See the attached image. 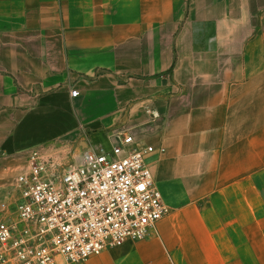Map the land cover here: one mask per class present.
<instances>
[{
    "label": "crops",
    "instance_id": "1",
    "mask_svg": "<svg viewBox=\"0 0 264 264\" xmlns=\"http://www.w3.org/2000/svg\"><path fill=\"white\" fill-rule=\"evenodd\" d=\"M125 135L169 213L79 264H264V0H0V205L30 149Z\"/></svg>",
    "mask_w": 264,
    "mask_h": 264
},
{
    "label": "built area",
    "instance_id": "2",
    "mask_svg": "<svg viewBox=\"0 0 264 264\" xmlns=\"http://www.w3.org/2000/svg\"><path fill=\"white\" fill-rule=\"evenodd\" d=\"M70 148L60 139L28 151L0 205V264L83 263L156 233L169 213L145 162L149 150L131 135L67 165Z\"/></svg>",
    "mask_w": 264,
    "mask_h": 264
},
{
    "label": "rangeland",
    "instance_id": "3",
    "mask_svg": "<svg viewBox=\"0 0 264 264\" xmlns=\"http://www.w3.org/2000/svg\"><path fill=\"white\" fill-rule=\"evenodd\" d=\"M83 152L84 150H82L79 145L71 144L69 156L64 160V163L69 165L74 164V162L76 161L80 162ZM47 154H50V152H48Z\"/></svg>",
    "mask_w": 264,
    "mask_h": 264
}]
</instances>
